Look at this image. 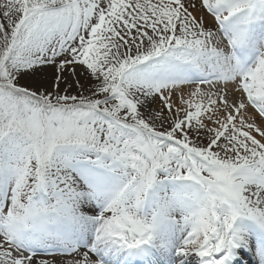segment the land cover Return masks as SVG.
<instances>
[{
  "label": "snow or ice",
  "instance_id": "6c2138e0",
  "mask_svg": "<svg viewBox=\"0 0 264 264\" xmlns=\"http://www.w3.org/2000/svg\"><path fill=\"white\" fill-rule=\"evenodd\" d=\"M0 264H264V0H0Z\"/></svg>",
  "mask_w": 264,
  "mask_h": 264
}]
</instances>
